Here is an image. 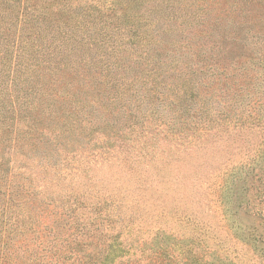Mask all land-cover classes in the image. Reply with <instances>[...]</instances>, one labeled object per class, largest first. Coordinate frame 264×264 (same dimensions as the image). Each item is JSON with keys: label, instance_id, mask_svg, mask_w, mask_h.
I'll return each mask as SVG.
<instances>
[{"label": "rangeland", "instance_id": "rangeland-1", "mask_svg": "<svg viewBox=\"0 0 264 264\" xmlns=\"http://www.w3.org/2000/svg\"><path fill=\"white\" fill-rule=\"evenodd\" d=\"M59 1L63 34L35 16L22 30L46 36L34 46L0 3V150L18 152L8 178L26 190L13 192L21 213L55 228L57 253L90 237L107 263L113 243L134 249L124 264L167 243L176 264H264V0H120L116 18ZM19 100L52 135L26 141ZM37 249L5 254L51 264Z\"/></svg>", "mask_w": 264, "mask_h": 264}, {"label": "trees", "instance_id": "trees-1", "mask_svg": "<svg viewBox=\"0 0 264 264\" xmlns=\"http://www.w3.org/2000/svg\"><path fill=\"white\" fill-rule=\"evenodd\" d=\"M63 1L64 4L65 0ZM71 1L74 2L83 1L86 4H89V6L91 7H95L96 8L95 12L101 11L102 13H105L108 11L109 15L112 16L113 18H116L118 16L117 12L119 13L121 10H123L120 0H71ZM59 2H60L59 0H54V1L0 0V3H3L5 8L6 7H9V9L11 8V13H12V9L14 10L15 18L17 17V21L19 22V27H20L18 36L23 38V44L31 43L32 46L35 45L37 39H39V41H43L46 39L45 35L39 34L34 31H30L28 33L26 32L22 33V30H24L27 27V25H29L32 22L35 16H37L35 19L36 21L38 20L48 21V19L52 21L51 23L54 24L53 25L54 31L51 33V38L53 40H56L57 33L60 32L61 34H63L64 32L62 30L63 28H61V26L58 23V20H56L55 18V16L60 12L61 9ZM106 2H109L108 3L109 6L101 5V3L105 4ZM98 4H100L103 7V9L100 6H98ZM65 6H67V4ZM85 11L89 13L91 10H89L87 7ZM66 12H68V15H71L70 9L67 8ZM120 15L121 17L123 16V14ZM71 28L73 30H76L77 29L76 23L71 25ZM69 33L75 34L76 32L69 31ZM38 34L39 36L36 39ZM61 34H59V39L61 38ZM78 38L83 39L84 37L81 35L78 36ZM123 44L124 43H122V46H118L120 52L124 51ZM39 48L40 46H37L34 49L39 50ZM101 58L105 61L103 57ZM131 60H134V58ZM100 61L103 62L102 60ZM25 79L26 78H21V72L19 73L17 72L16 74L17 82L15 85L17 92H22L23 94L28 92L29 89L21 88V84H22L21 82L25 83L27 80ZM19 84L21 90H19ZM93 99L94 102L98 105L99 103L98 96L93 97ZM32 101L30 102L31 104L28 105V103H26L25 101L19 100L20 106L26 108L25 111L26 114L29 113L30 115V117H28L25 114V117L23 118L21 117L18 120L19 123H21L22 120V124L20 125H22L25 128V130L23 131V135L28 143L32 138L30 132L32 131L33 128H39V130L44 131L47 135H52L50 133L51 130L47 127V124L46 125L41 124V120H36L32 116V111H31ZM96 131L104 136L106 135L108 136V134L105 133L104 129L101 130V128L99 127H91L89 130L90 135L93 136V134ZM58 134L60 135L61 133L58 132ZM116 136H117V132L115 131L114 134L111 135V137H116ZM11 154H13V156L15 154H18V152L15 151L14 143H12V145L10 143V147L8 146L7 151H5L4 148L0 150V264H11L10 255L5 254L6 253L5 250L10 249L11 245L20 243V241L25 245L36 244L38 246L37 249L38 251L43 250L44 255H50L51 264H56L57 262V257H55L54 255L57 254L61 256L62 253L65 254V256L63 257L64 263L67 264H112L113 263L112 260L115 259V255L117 259H121L120 263L124 264L125 260L123 259L129 256L130 253L129 250L134 251L133 248L131 249L129 248L128 251H125L126 249L125 250L123 249V243H113L111 245V248L110 246L108 247L110 253L114 255L111 257L110 259L111 261L107 263L105 251L97 250V247L99 245L94 244L93 239L90 237L87 243H84L82 241L73 242L71 243V245L68 244L67 246H75V248L67 249L66 247H63V249L59 250V253H57V251L55 252L52 245L55 242V240L52 239V233L55 231V228L52 225H46L44 222H40L42 216L38 213L39 211H36L33 214L30 213L28 215H23L21 213V211H24L26 213H28L29 211L28 208H26V200L22 196L15 197L13 192H25L26 190L19 186H14L12 181H10V179L8 178V175L11 174L10 173V164L12 163ZM2 192H6V193H2ZM20 194L21 193L17 195ZM27 207L31 208L29 202ZM10 211H12V214L9 213ZM138 246L139 245L137 244V247ZM116 249H118L117 252L114 251ZM168 249H169V245L167 243H163L161 245L152 244V247L147 251L146 254L147 262L145 264H176L173 258H170L168 256V253L170 251ZM140 253H141L140 256H142L145 254V251L140 250ZM37 255L38 253L33 256V258L29 262L30 264H41L37 258ZM189 257L190 256L187 255L185 258V262L180 263L179 261V264H191L190 262H192L193 259ZM41 259L44 261V258ZM120 263L114 262V264H120Z\"/></svg>", "mask_w": 264, "mask_h": 264}]
</instances>
